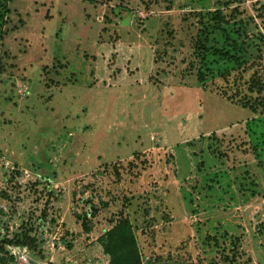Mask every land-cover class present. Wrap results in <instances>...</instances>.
<instances>
[{
	"label": "rangeland",
	"instance_id": "obj_1",
	"mask_svg": "<svg viewBox=\"0 0 264 264\" xmlns=\"http://www.w3.org/2000/svg\"><path fill=\"white\" fill-rule=\"evenodd\" d=\"M237 5L264 75V0H12L0 239L38 243L8 245L17 264H93L125 217L142 264H264V109L188 65L197 13Z\"/></svg>",
	"mask_w": 264,
	"mask_h": 264
},
{
	"label": "trees",
	"instance_id": "obj_2",
	"mask_svg": "<svg viewBox=\"0 0 264 264\" xmlns=\"http://www.w3.org/2000/svg\"><path fill=\"white\" fill-rule=\"evenodd\" d=\"M11 2L3 0L0 3V20H4ZM240 14L239 5L230 13L223 8L198 12L199 28L188 65L196 68L197 79L203 85L207 86L210 80L214 91L222 98L256 112L264 109V75L258 67L260 54L253 51L248 54L251 30ZM219 62L224 67L214 64ZM82 225L85 231H90L85 220ZM95 243L98 251L93 256V264H142L134 226L127 217L104 232ZM8 245L27 247L32 251L38 249L36 239L29 235L0 239V264H17L15 256L7 249Z\"/></svg>",
	"mask_w": 264,
	"mask_h": 264
}]
</instances>
